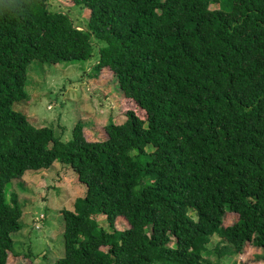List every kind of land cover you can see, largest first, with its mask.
<instances>
[{"label": "trees", "instance_id": "trees-1", "mask_svg": "<svg viewBox=\"0 0 264 264\" xmlns=\"http://www.w3.org/2000/svg\"><path fill=\"white\" fill-rule=\"evenodd\" d=\"M71 1L82 27L46 0H0V264L21 228L6 185L54 160L84 193L61 210L53 264H208L212 235L216 256L264 246V0ZM94 46L89 74L110 69L125 117L104 139L77 120L61 141L12 109L32 60L82 63Z\"/></svg>", "mask_w": 264, "mask_h": 264}, {"label": "rangeland", "instance_id": "rangeland-1", "mask_svg": "<svg viewBox=\"0 0 264 264\" xmlns=\"http://www.w3.org/2000/svg\"><path fill=\"white\" fill-rule=\"evenodd\" d=\"M48 10L69 15L74 25L83 26L88 10L78 8L71 0H46ZM211 3L210 8H216ZM101 43H99L100 45ZM96 46L91 56L82 63H62L32 60L26 70L24 89L26 98L14 101L12 109L23 113L33 126H47L61 141L71 138V129L79 120L83 137L87 141L105 138L104 125L112 120H124L120 107V95L116 79L107 67H101L96 75L89 69L96 63ZM17 194L21 206V228L10 234L12 249L5 264H53L62 255L61 210L69 209L73 200L82 196L84 185L76 180L71 168L57 160L40 170H27L19 179L5 187V199ZM99 225L110 230L103 218L94 216ZM233 213H225L222 226L236 220ZM127 227L122 217L114 221V228ZM218 238L212 235L202 256L208 264H264V246L244 243L241 251L232 255L216 256L213 246ZM100 249L105 250L104 247Z\"/></svg>", "mask_w": 264, "mask_h": 264}]
</instances>
